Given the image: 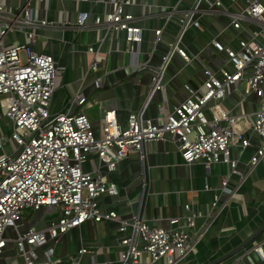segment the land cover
Returning <instances> with one entry per match:
<instances>
[{"label":"built area","instance_id":"built-area-1","mask_svg":"<svg viewBox=\"0 0 264 264\" xmlns=\"http://www.w3.org/2000/svg\"><path fill=\"white\" fill-rule=\"evenodd\" d=\"M45 2L0 0V254L8 243H13L22 264H37V249L43 247L45 261L52 262L53 244L61 234L87 220H110L119 224L122 234L118 264H136L143 254L152 262L177 264L199 242L200 235L192 236L185 229L194 226L199 213L185 204L184 223H179L181 217H171L169 222L174 226L170 228L150 226L136 215L122 219L116 211L99 206V197L117 193L116 184L105 180L101 168L114 171L122 159L131 155L142 157L145 143L170 140L176 143L185 164L200 162L208 172L212 164L226 163L230 174L238 176L239 184L247 178L264 159V0H191L185 8L179 7L181 0H175L156 6L163 24L153 29V47L148 55L152 56L161 42L165 44L164 52L152 67L147 60L135 64L139 69L150 70L147 97L140 109L129 114L126 126L119 124L115 109L105 110L97 136L82 110H51L61 71L52 54L37 51L34 46L43 29L71 27L79 33L92 25L105 33H121L128 44L126 48L130 47L125 51L134 53L133 46L143 40L144 28L133 11L125 8L132 7L135 0H108L110 9L93 17L90 24L87 11H79L74 20L39 17V7ZM209 17H223L225 24L192 52L185 36L189 30H203L202 20ZM169 22L177 30L166 39L163 33ZM85 52L92 54L86 72L95 74L93 85L101 88L107 72L99 69V49L88 45ZM204 55L209 56L213 67L202 64L201 82H183L182 101L166 114L164 105L158 104L157 115L146 116L154 94L166 91V73L174 57L188 65L203 60ZM237 87L242 89L238 104L253 94L258 107L251 114L249 130L235 133L237 115L225 108L223 101ZM85 101V95L79 91L71 105L81 107ZM5 117L10 125L4 124ZM8 126L10 133L5 132ZM253 134L258 138L256 144L251 138ZM234 140L242 149L255 146L245 174L231 157ZM91 156L98 167L92 171L85 168ZM228 179L229 176L224 177L222 185L232 195L239 184L228 188ZM218 200L215 194L212 206ZM24 210H43L52 217L47 222L44 219L42 227L20 230ZM253 249L261 250L259 245ZM87 251L81 247L77 254ZM232 264H242L241 258Z\"/></svg>","mask_w":264,"mask_h":264},{"label":"crops","instance_id":"crops-1","mask_svg":"<svg viewBox=\"0 0 264 264\" xmlns=\"http://www.w3.org/2000/svg\"><path fill=\"white\" fill-rule=\"evenodd\" d=\"M174 1L135 0L132 7L126 6L125 9L132 10L140 21L138 23L144 28L143 40L133 46L134 53L125 51L130 47L126 48L128 44L121 33H105L92 25L79 33L71 27L41 30L37 36L35 47L39 48L36 50L52 54L61 71L56 79L51 110H82L96 136L100 133V119L105 110L115 109L119 124L126 126L129 114L141 108L151 86L149 68L139 69L135 64L137 61L147 60L152 67L165 49V44L161 42L152 56L148 55L153 47V29L163 24L156 13V6L172 4ZM190 1L181 0L179 7H187ZM39 8V17L57 21L66 17L74 20L79 11H87L90 24L93 17L107 12L110 4L108 0H46ZM224 24L223 17L205 18L202 20L203 30L192 29L187 32L186 45L192 52H196ZM176 30V25L169 22L164 29V38L173 36ZM88 45L99 49V69L107 72L101 88L93 85L95 74L86 72L87 64L92 58V54L85 52ZM202 64L213 67L209 56L204 55L203 60H195L188 65L175 56L166 73V91L154 94L145 115L155 117L158 104L164 105L166 114L173 105L182 101L185 97L183 82L193 85L201 82ZM237 88L223 101L225 108L237 115L233 126L235 133L249 130L252 124L251 114L258 107L257 97L253 94L238 104L242 89ZM79 91L85 95L86 101L81 107H76L71 105L72 98ZM251 138L253 143L258 142L255 134ZM254 150L255 146L242 149L238 141L234 140L231 157L237 160L240 172L247 173L248 160ZM142 153V157L131 155L122 159L114 171L106 172L101 168L105 180L114 182L117 186L115 195L104 194L99 197L101 209L114 210L122 219L128 220L136 215L150 226L170 228L174 226L169 222L171 217H181L179 223H184L183 206L189 204L199 215L195 217L194 226L185 229L192 236L200 235V239L193 252L177 264H232L239 257L242 264H264V230L260 232L264 228V159L239 184L238 176L230 174V167L226 163H214L208 172L200 162L185 164L176 143L170 140L145 143ZM85 168L91 171L98 168L94 156L89 158ZM226 176H229L228 188L232 189L239 184L232 195L222 185ZM215 194L219 200L212 206ZM26 213L20 221V230L29 226L42 227L50 220V215L43 210L33 211L31 215ZM118 227L119 224L115 221L87 220L57 238L53 244L52 262L47 263L43 247L38 248L37 264H71L73 261H77V264H118V242L122 235ZM258 232L260 233L250 245L227 259L217 261ZM254 245H259L261 250L255 251ZM81 247L88 251L78 255L77 251ZM0 264H22L13 243H8L2 249ZM136 264L163 263L160 260L152 262L147 254H143Z\"/></svg>","mask_w":264,"mask_h":264},{"label":"water","instance_id":"water-1","mask_svg":"<svg viewBox=\"0 0 264 264\" xmlns=\"http://www.w3.org/2000/svg\"><path fill=\"white\" fill-rule=\"evenodd\" d=\"M145 168V165H144ZM264 230V228H261L260 232ZM258 232L257 234H253L252 236H250L247 240H245L243 243H241L239 246H237L236 248L232 249L230 252H228L227 254L221 256V258L217 261H221L224 259H227L229 257H231L232 255H234L235 253H237L240 249L247 247L248 245H250L253 240H255V238L257 237V235L260 233ZM215 263V262H213Z\"/></svg>","mask_w":264,"mask_h":264},{"label":"rangeland","instance_id":"rangeland-1","mask_svg":"<svg viewBox=\"0 0 264 264\" xmlns=\"http://www.w3.org/2000/svg\"><path fill=\"white\" fill-rule=\"evenodd\" d=\"M37 48H39V46H34V49L36 50ZM240 92V91H239ZM3 112H5V111H3ZM4 124L5 125H10L11 123L9 122V120L5 117L4 118ZM5 132L6 133H10V127L8 126L6 129H5ZM7 150H8V148H6ZM30 213V215L31 214H33V211L32 210H29V211H27V213L26 214H29ZM22 216H26L25 215V210L22 212ZM50 217H51V215L48 217V220L50 219Z\"/></svg>","mask_w":264,"mask_h":264}]
</instances>
